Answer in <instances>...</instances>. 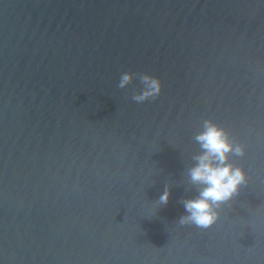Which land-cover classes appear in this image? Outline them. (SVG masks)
I'll return each instance as SVG.
<instances>
[{"label":"water","instance_id":"1","mask_svg":"<svg viewBox=\"0 0 264 264\" xmlns=\"http://www.w3.org/2000/svg\"><path fill=\"white\" fill-rule=\"evenodd\" d=\"M205 118L248 183L201 229ZM0 264H264V0H0Z\"/></svg>","mask_w":264,"mask_h":264},{"label":"clouds","instance_id":"2","mask_svg":"<svg viewBox=\"0 0 264 264\" xmlns=\"http://www.w3.org/2000/svg\"><path fill=\"white\" fill-rule=\"evenodd\" d=\"M134 76L138 77L142 88L133 93V101L141 103L155 99L160 94V79L147 72L124 71L117 87L126 88ZM193 139L199 145L200 151L192 155L194 163L188 168L187 174L188 184L196 189L197 194L181 200L186 214L179 218L178 223L181 226L194 225L207 229L218 220L219 209L239 194L242 185L248 183L244 169L230 158L243 157L245 145L211 118L202 120L200 130ZM185 190L189 191L190 188L186 187ZM169 196L170 185L166 183L157 200L158 204H167Z\"/></svg>","mask_w":264,"mask_h":264}]
</instances>
